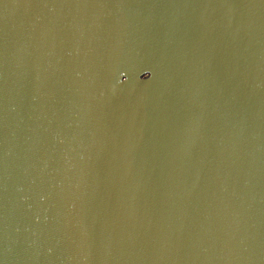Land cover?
I'll return each mask as SVG.
<instances>
[{"label":"water","instance_id":"1","mask_svg":"<svg viewBox=\"0 0 264 264\" xmlns=\"http://www.w3.org/2000/svg\"><path fill=\"white\" fill-rule=\"evenodd\" d=\"M0 264H264V0H0Z\"/></svg>","mask_w":264,"mask_h":264},{"label":"clouds","instance_id":"2","mask_svg":"<svg viewBox=\"0 0 264 264\" xmlns=\"http://www.w3.org/2000/svg\"><path fill=\"white\" fill-rule=\"evenodd\" d=\"M142 79H144L145 77H141Z\"/></svg>","mask_w":264,"mask_h":264}]
</instances>
